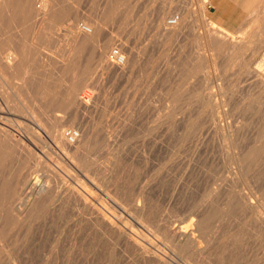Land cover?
I'll list each match as a JSON object with an SVG mask.
<instances>
[{"label": "rangeland", "instance_id": "1", "mask_svg": "<svg viewBox=\"0 0 264 264\" xmlns=\"http://www.w3.org/2000/svg\"><path fill=\"white\" fill-rule=\"evenodd\" d=\"M3 1L1 106L24 144L0 140V264H264V0ZM58 121L81 131L71 153Z\"/></svg>", "mask_w": 264, "mask_h": 264}, {"label": "bare ground", "instance_id": "2", "mask_svg": "<svg viewBox=\"0 0 264 264\" xmlns=\"http://www.w3.org/2000/svg\"><path fill=\"white\" fill-rule=\"evenodd\" d=\"M5 1V0H4ZM3 1V2H4ZM29 3V2H28ZM2 6V5H1ZM41 6V5H40ZM4 7V6H3ZM20 7V6H19ZM34 7V6H33ZM36 8V7H35ZM44 9L47 8V6H43ZM1 9V8H0ZM43 9V10H44ZM37 10V9H36ZM2 11V9H1ZM16 11V10H15ZM172 11L171 9H165L160 17L159 20H158V28L161 29V32L165 35H175L177 33V29H178V26H180L181 28L183 27L184 28V25H185V21H186V18H185V14H180L181 15H176V16H173L171 17L167 22H166V19H167V15L170 14ZM38 14V13H37ZM46 13L44 12L43 15H45ZM172 14V13H171ZM4 16V15H3ZM203 16V15H202ZM44 17V16H43ZM70 17V16H69ZM39 18V17H38ZM73 19V18H72ZM76 19V18H75ZM72 21V20H71ZM63 23V22H62ZM3 24V23H2ZM72 24V23H71ZM99 26V25H98ZM186 26V25H185ZM25 27V26H24ZM36 27V26H35ZM180 28V30H181ZM182 28V30H183ZM35 30V29H34ZM179 30V29H178ZM216 31V30H215ZM34 32V31H33ZM179 32V31H178ZM181 32V31H180ZM99 31H98V27H97V24L95 23H82V24H79L78 23V19H76L73 24H72V30H71V37L73 39L74 42H79V41H87V42H95V37L98 35ZM209 33V32H208ZM214 33V32H213ZM20 34V33H19ZM217 35V34H216ZM233 35V34H232ZM36 36V35H35ZM213 36V35H212ZM211 36V37H212ZM34 37V36H33ZM224 37V36H223ZM69 38V37H68ZM207 38V37H206ZM210 38V37H209ZM214 38H215V35H214ZM98 39V38H97ZM216 39V38H215ZM32 40V39H31ZM39 40V39H38ZM210 40V39H209ZM217 40V39H216ZM34 41V40H33ZM36 41V39H35ZM4 42V41H3ZM34 43V42H33ZM73 43V42H72ZM75 43V44H76ZM111 43V42H110ZM85 44V43H84ZM29 46V45H28ZM111 46V45H110ZM87 47V46H86ZM110 48V47H109ZM4 50V49H3ZM8 50V49H7ZM26 50V49H25ZM16 51V50H15ZM106 51H103L101 55V60L105 63H107V60H109L107 58V55H106ZM9 54V53H8ZM4 56V54H3ZM264 56V55H263ZM109 57V56H108ZM124 57V55H123ZM2 61L4 62V64H0V66L2 65H7L10 69H12L15 65V61L13 58L10 57V55H8V57L5 58V56L2 58ZM216 61V60H215ZM1 62V61H0ZM114 62L116 63L115 65H123L125 63V57H124V60L123 62H116L114 60ZM131 62V61H130ZM214 62V61H213ZM263 64L261 65H258V67L256 66V68L258 70H260L261 66L264 65V62H262ZM126 64V63H125ZM107 65H110V64H107ZM253 65V64H252ZM3 66V67H4ZM6 66V67H7ZM110 66H113V65H110ZM119 66V67H120ZM3 67H0L3 68ZM7 67V68H8ZM254 67V66H253ZM5 68V67H4ZM6 68V69H7ZM121 68V67H120ZM247 68V67H246ZM127 69V68H126ZM255 69V68H254ZM5 70V69H4ZM3 70V71H4ZM128 70V69H127ZM130 70V69H129ZM264 70V68H263ZM263 70L261 68L260 70V73L259 71L257 72V76H255V78L257 77L261 83H264V73H263ZM10 71V70H9ZM132 71V70H131ZM251 71V70H250ZM249 71V72H250ZM254 71V70H253ZM113 72V71H112ZM8 73V72H7ZM253 73V72H252ZM256 74V73H254ZM253 76V75H252ZM254 77V76H253ZM35 79V78H34ZM256 80V79H255ZM7 81V80H5ZM85 83V82H84ZM83 83V84H84ZM222 83V82H221ZM41 86V85H40ZM82 86V85H81ZM75 87V85H74ZM70 89H72L70 87ZM206 91V90H205ZM7 95V94H6ZM28 95V94H27ZM43 95V94H42ZM22 96V95H21ZM4 97L2 94L0 96V140H3V141H6L8 143H11L12 145H15V146H20L22 144H24V142L22 141V137L20 135V132H18L14 127L10 126L9 125V122H10V117H9V114L8 113H4V111H2V106H1V103L4 102ZM212 97V96H211ZM69 102L71 105H75L78 109L82 108V109H88L90 108L93 103L95 102L94 100V95L91 93V92H88L86 94H80L79 91H71L70 94H69ZM208 99V98H207ZM215 99V98H214ZM6 100V98H5ZM211 101V100H210ZM3 104V103H2ZM212 105V104H211ZM33 106V105H32ZM69 106V105H68ZM75 107V108H76ZM74 108V109H75ZM229 108V107H228ZM12 109V108H11ZM74 109H71V110H74ZM14 110V109H13ZM76 110V109H75ZM78 112V111H77ZM76 112V113H77ZM71 113V112H70ZM73 113V112H72ZM228 114V113H227ZM11 116V115H10ZM39 118V117H38ZM74 118V117H73ZM65 120V119H64ZM67 121V119H66ZM8 123V124H7ZM67 123L68 122H63V121H58L56 124H54L53 126V129H52V136L55 140V142L58 144L57 146H59L62 150L61 151H65V152H68L71 148H69V146H73L75 145L79 139L81 138V131H80V135L78 137V139L74 142L72 141H69V139L67 138V134H65V127L67 126ZM219 124V123H218ZM13 125V124H12ZM232 125V124H231ZM233 126V125H232ZM234 127V126H233ZM21 128V127H20ZM71 128V127H70ZM229 128V127H228ZM235 128V127H234ZM237 129V128H236ZM40 130V129H39ZM234 130V129H232ZM22 131V129H21ZM44 131V130H43ZM226 133V131H225ZM66 136V137H65ZM237 136V135H236ZM65 138H66V141H65ZM84 139V138H83ZM34 140V139H33ZM233 140V139H232ZM28 142V141H27ZM234 143V142H232ZM252 143V142H251ZM236 144V143H235ZM237 145V144H236ZM204 146V145H203ZM229 146V145H228ZM234 146V145H233ZM240 146V144H239ZM254 146V145H253ZM252 147V146H251ZM24 148V147H23ZM31 148V147H30ZM73 148V147H72ZM75 148V147H74ZM234 148V147H233ZM18 149V147H17ZM25 149V148H24ZM22 150V149H21ZM75 150V149H74ZM202 150V149H201ZM236 150V149H235ZM253 150V149H252ZM28 151V150H27ZM234 151V150H233ZM237 152V151H236ZM70 153H71V150H70ZM239 155V154H238ZM241 157V156H240ZM243 159V158H242ZM38 163V162H37ZM28 178V177H27ZM45 178V177H44ZM45 181V180H44ZM34 182V181H33ZM30 183V181H26L25 185H27V187L29 186L28 184ZM47 184L48 181L46 182ZM24 184V183H23ZM32 184V183H31ZM30 184V185H31ZM46 184V185H47ZM45 185V183H43L42 181H40L39 179L36 180L33 185H32V189L34 190V192L38 193V194H41L45 191L49 192L47 189V186ZM50 188V187H49ZM72 190V189H71ZM70 190V191H71ZM74 190V189H73ZM87 191V190H86ZM46 192V193H47ZM91 192V191H90ZM19 193V192H18ZM70 193V192H69ZM73 193V192H72ZM75 193V192H74ZM89 193V192H88ZM37 194V195H38ZM93 194V193H92ZM35 195V194H34ZM45 195V194H44ZM41 196V195H40ZM81 196V195H80ZM93 196V195H92ZM15 197V196H14ZM39 197V196H37ZM72 197V196H71ZM91 197V196H90ZM36 198V196L34 197ZM87 198V196H86ZM93 198V197H92ZM91 198V199H92ZM89 199V198H87ZM90 201V200H89ZM82 202V201H81ZM96 210V209H95ZM99 210V209H98ZM93 211V210H92ZM101 211V210H100ZM95 212V211H94ZM92 213V212H91ZM100 213V212H98ZM91 215V214H90ZM21 216V215H20ZM100 216V215H99ZM102 217V216H101ZM100 218V217H99ZM108 218V217H107ZM102 219V218H101ZM109 219V218H108ZM102 220H105V219H102ZM111 220V218H110ZM112 221V220H111ZM198 223V222H196ZM119 224V223H118ZM200 225V224H199ZM114 228V227H113ZM178 228V227H177ZM119 230V229H118ZM174 232V231H173ZM120 233V232H119ZM174 234L177 236L176 238H184L185 240H188V241H191L192 244H197L195 243L196 242V237H195V234L193 232H191L189 230V228L187 227H184V228H179L177 229L176 232H174ZM130 240V239H128ZM183 241V240H182ZM184 242V241H183ZM191 244V245H192ZM264 245V244H263ZM262 246V244H261ZM262 248V247H261ZM263 250H264V247H263ZM262 250V251H263Z\"/></svg>", "mask_w": 264, "mask_h": 264}, {"label": "built area", "instance_id": "3", "mask_svg": "<svg viewBox=\"0 0 264 264\" xmlns=\"http://www.w3.org/2000/svg\"><path fill=\"white\" fill-rule=\"evenodd\" d=\"M112 57L116 62H123L124 60L123 54L121 53L118 47L113 48ZM66 134L69 141L74 142L78 139L80 135V130L78 128H70L68 129Z\"/></svg>", "mask_w": 264, "mask_h": 264}]
</instances>
